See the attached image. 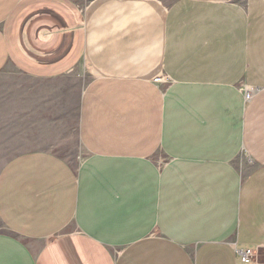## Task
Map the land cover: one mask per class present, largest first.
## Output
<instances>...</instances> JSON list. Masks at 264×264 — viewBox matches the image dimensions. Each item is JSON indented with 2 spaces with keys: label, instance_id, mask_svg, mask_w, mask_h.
<instances>
[{
  "label": "crops",
  "instance_id": "1",
  "mask_svg": "<svg viewBox=\"0 0 264 264\" xmlns=\"http://www.w3.org/2000/svg\"><path fill=\"white\" fill-rule=\"evenodd\" d=\"M66 77L85 158L0 168V264H264V0H0V81Z\"/></svg>",
  "mask_w": 264,
  "mask_h": 264
},
{
  "label": "rangeland",
  "instance_id": "2",
  "mask_svg": "<svg viewBox=\"0 0 264 264\" xmlns=\"http://www.w3.org/2000/svg\"><path fill=\"white\" fill-rule=\"evenodd\" d=\"M78 82L67 77L48 85L27 81L29 95L21 96L17 93L22 90L0 81L5 86L0 90V168L16 155L30 151L49 152L73 165L84 160L78 96L71 94ZM56 88H60V95H51ZM0 232H4L1 223Z\"/></svg>",
  "mask_w": 264,
  "mask_h": 264
},
{
  "label": "built area",
  "instance_id": "3",
  "mask_svg": "<svg viewBox=\"0 0 264 264\" xmlns=\"http://www.w3.org/2000/svg\"><path fill=\"white\" fill-rule=\"evenodd\" d=\"M170 79L168 77H164L162 79L156 80V83H169ZM245 99L249 101L252 99L253 90L249 88L244 89ZM238 255L243 263H252L258 261L259 258V249L256 250H246V251H238Z\"/></svg>",
  "mask_w": 264,
  "mask_h": 264
}]
</instances>
